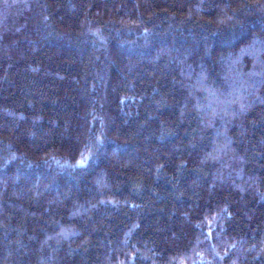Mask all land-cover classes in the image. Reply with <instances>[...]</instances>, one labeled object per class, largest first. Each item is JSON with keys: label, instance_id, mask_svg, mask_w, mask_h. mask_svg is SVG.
I'll return each instance as SVG.
<instances>
[{"label": "trees", "instance_id": "trees-1", "mask_svg": "<svg viewBox=\"0 0 264 264\" xmlns=\"http://www.w3.org/2000/svg\"><path fill=\"white\" fill-rule=\"evenodd\" d=\"M0 264H264V0H0Z\"/></svg>", "mask_w": 264, "mask_h": 264}]
</instances>
